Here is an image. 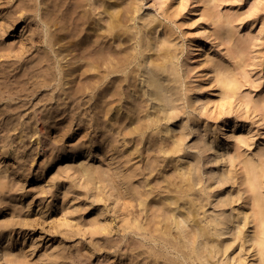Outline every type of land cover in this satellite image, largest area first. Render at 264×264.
I'll use <instances>...</instances> for the list:
<instances>
[{
	"label": "rangeland",
	"instance_id": "rangeland-1",
	"mask_svg": "<svg viewBox=\"0 0 264 264\" xmlns=\"http://www.w3.org/2000/svg\"><path fill=\"white\" fill-rule=\"evenodd\" d=\"M34 1L37 9L21 14L17 10L28 0H0V178L8 184L0 192V210L5 209L0 254L11 252L28 264H55L54 259L65 264H192L176 248L150 241L134 228L139 223L155 233L158 220L174 207L163 205L164 197L177 195L168 182H177L181 168L189 166L194 182L188 194L198 217L228 221L219 236L212 235L211 263L256 264L253 201L240 175L243 166L264 163V0H109L131 6L130 27H154L148 33L147 42L154 45L149 54H157L159 43L167 41L177 55L178 89L163 102L169 121H162L167 130L160 137L154 126L146 127L149 102L138 92L140 84L128 92L130 83L141 81L133 79V65L103 77L77 74L62 86L42 19H52L63 2L67 9L62 15L76 18L74 1L49 0L46 11L38 10L43 0ZM83 3L103 21L98 0ZM207 11L212 12L208 17ZM90 28L92 36L82 39L88 47L71 46L64 59L69 65L80 59L81 70L94 55L102 59L92 46L101 35L99 26L67 23L63 30L73 42L80 37L71 34ZM139 38L104 39L118 52L133 54ZM237 42L246 45L241 63L232 49ZM197 46L204 51H195ZM197 52V60L208 54L216 66L236 76L235 95L225 99L219 88L208 87L194 67L199 61L191 63ZM117 106L121 113L108 115ZM227 135L231 139L226 141ZM76 147L83 154L69 155ZM84 153L90 156L84 158ZM81 165L90 173L77 172ZM261 181L258 198L264 207V172ZM191 225L183 228L184 234ZM191 231L184 241L190 246L196 234V254L204 262L205 241L196 228ZM152 251L162 254L157 263ZM61 255L67 258L61 260Z\"/></svg>",
	"mask_w": 264,
	"mask_h": 264
},
{
	"label": "bare ground",
	"instance_id": "bare-ground-1",
	"mask_svg": "<svg viewBox=\"0 0 264 264\" xmlns=\"http://www.w3.org/2000/svg\"><path fill=\"white\" fill-rule=\"evenodd\" d=\"M49 0H43L40 5H43V8H39L38 10L44 9L46 11L49 8ZM74 1L72 5L73 11H76V18L66 19L62 15L63 7L65 10L67 9L66 3L63 2L58 8L57 12L54 14L52 19L45 21L42 19V25L45 27L46 37L45 44L53 53V56L56 59L57 64H59L60 68H57V72L61 74L62 78V86L65 87L69 84V79L76 78L75 76L79 74V76H83L84 74L89 73L90 75H98L100 77L109 75L110 73L117 72H125L130 65H133L130 69L133 75V79L136 77H141V81H135L134 85L129 84L128 92H133L135 88H137L138 84H140V88L138 92H141L143 96L147 97L149 103H145V117H147L146 127H155V136H162L167 130V124L162 125L163 123H168V112L166 105H164V100L173 96L178 89V79L180 78L178 73V68L176 66L177 55L174 52L171 45L168 44L167 41L163 43H159L157 46V54H149L153 50V42L149 40L148 33H151V29L154 27L148 28L150 24H144L143 30H137L135 28L130 27L128 22L133 20L131 6L128 7H120L115 2H110L109 0H98L100 6V14L104 15L103 19H96L92 16L94 14V8L88 10L85 8V4L83 0H72ZM34 0H28L26 3H22L17 10L21 14L25 12H33L37 9V6L34 5ZM133 5L132 3H129ZM127 4V5H129ZM91 11V12H90ZM136 11V10H135ZM212 12H204L205 16H209ZM10 15L7 17V19ZM71 24H75L76 27H80L81 25H98L99 28L96 30L97 32H101L99 38L92 45L95 48L99 49L100 57L102 59L99 61L95 59V55L90 59L84 62L85 67L81 70L82 67H78L82 63L80 59L77 60V65H69L67 60L64 59L71 54V46H77L83 49H86L88 45H83L82 39L88 38L93 34V28L88 30L78 29L71 36L75 35V37H80L76 41H70L71 37L68 33H63L65 27ZM4 26V24H3ZM140 34V38L138 41L139 50L135 51L133 54H130L127 51H117L115 46L112 44L115 40H120V38L124 35L128 36L129 40L133 39V35ZM110 42L107 45V40ZM120 42V41H119ZM119 46L121 43L118 44ZM246 45L242 42L234 43V47L232 49L238 54L237 63H241L243 61V51L245 50ZM195 51H204L201 46H197L194 48ZM98 52V54H99ZM97 55V53H96ZM98 57V56H97ZM94 58V59H93ZM105 58V60H104ZM199 52L193 53L191 57V63H197L199 60ZM60 62H63L60 63ZM104 65V71L101 74L100 68ZM198 70L201 72L204 77V82L207 83L210 88H219L221 97L228 99L231 96L235 95L239 89V83L235 75L228 70L226 67L216 66L214 63V58H211L210 55L205 54V56L200 59L197 66ZM91 75V76H92ZM60 78V80H61ZM126 78H129L127 75ZM70 79V80H71ZM204 84V83H202ZM201 84V85H202ZM198 87H201L200 84H197ZM107 90V89H106ZM104 92V91H103ZM118 94V93H117ZM153 110V111H151ZM121 113V107H110L108 109V115H118ZM127 118H132V115L129 113L126 114ZM136 129V128H134ZM41 128H39V131ZM231 136L227 135L224 137V140H230ZM173 144L175 146L179 145L177 139H173ZM162 146L159 148L161 152H164L165 149ZM209 149H213L214 146L208 145ZM221 148L219 145L215 151H219ZM59 154L64 152L59 150ZM69 155L74 156L76 154H83L78 151V148H71L69 150ZM67 154V153H66ZM90 154L83 155L84 158L89 157ZM244 167V170L241 172V177H243L242 184L245 185V190L250 194V199L253 201V213H252V221L254 222L255 227V259L256 264H264V207L259 203L258 198V190L261 187L262 174L264 172V163L259 167ZM90 168L87 165H81L77 172L81 174H89ZM7 170H3V176L7 177ZM178 180L173 182H168L170 187L174 192L177 193L176 196H166L164 197L166 204L164 206H174L173 208L168 207V212L170 215L163 216L162 219L158 220V225L155 228V233L151 234L146 230V228H142L139 223L134 224V228L136 231L140 232V234L144 237L147 236L148 240L155 242H163L165 245H169L170 248L177 250L180 252L184 260H191L192 264H213L211 263V259L213 257V253L215 252L212 247V235L219 236L220 227L227 224V220H217V219H209L204 221L199 218V210L197 211V207L192 203L193 199L189 196V191L193 188V168H181V171L177 174ZM4 178H0V192H5L8 190V184L6 183ZM225 178L224 180H226ZM184 201L181 204L179 201ZM186 205V206H184ZM139 206L142 210L146 209V206L143 202L139 203ZM184 206V207H182ZM3 210H0L1 213L4 214ZM177 210V213L174 212ZM199 220V221H198ZM204 221V225H200V223ZM188 222H192L190 227V232L184 234L183 228L188 227ZM7 226L8 223H6ZM1 228V225H0ZM192 228H196L199 236L205 241V246L203 248V252L205 254L202 257H205L204 262L201 261V258L196 254V234H194V239L190 242V246L188 243L184 241L188 236L192 234ZM174 229L178 230L174 233ZM184 234V235H183ZM198 236V235H197ZM184 251H183V250ZM151 255L154 256V263H157L158 257H161V253L158 255L157 251L150 252ZM59 258L61 260L67 258L64 255ZM0 259H3V264H28V260H24L20 258L18 255L13 254L11 252L0 254ZM60 257V256H59ZM164 260H169L163 257ZM55 264H65L64 262H58L57 259H54Z\"/></svg>",
	"mask_w": 264,
	"mask_h": 264
}]
</instances>
